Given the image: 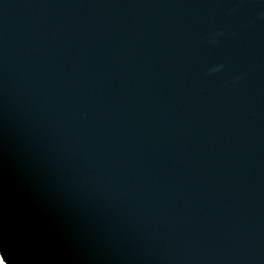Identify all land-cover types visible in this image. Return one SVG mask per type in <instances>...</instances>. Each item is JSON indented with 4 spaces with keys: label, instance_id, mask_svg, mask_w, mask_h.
<instances>
[{
    "label": "water",
    "instance_id": "obj_1",
    "mask_svg": "<svg viewBox=\"0 0 264 264\" xmlns=\"http://www.w3.org/2000/svg\"><path fill=\"white\" fill-rule=\"evenodd\" d=\"M7 264H264V0H0Z\"/></svg>",
    "mask_w": 264,
    "mask_h": 264
},
{
    "label": "snow or ice",
    "instance_id": "obj_2",
    "mask_svg": "<svg viewBox=\"0 0 264 264\" xmlns=\"http://www.w3.org/2000/svg\"><path fill=\"white\" fill-rule=\"evenodd\" d=\"M0 264H7V261L3 258V256H0Z\"/></svg>",
    "mask_w": 264,
    "mask_h": 264
}]
</instances>
